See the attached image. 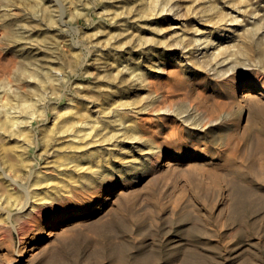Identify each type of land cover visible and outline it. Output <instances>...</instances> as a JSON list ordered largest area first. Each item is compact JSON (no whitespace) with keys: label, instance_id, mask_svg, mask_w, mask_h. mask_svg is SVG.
<instances>
[{"label":"rangeland","instance_id":"374dc122","mask_svg":"<svg viewBox=\"0 0 264 264\" xmlns=\"http://www.w3.org/2000/svg\"><path fill=\"white\" fill-rule=\"evenodd\" d=\"M260 47L264 0H0V88L37 99V165L73 153L63 121L118 131L74 150L106 160L102 185L1 221L0 264L51 245L62 264H264V96H241Z\"/></svg>","mask_w":264,"mask_h":264},{"label":"bare ground","instance_id":"6f19581e","mask_svg":"<svg viewBox=\"0 0 264 264\" xmlns=\"http://www.w3.org/2000/svg\"><path fill=\"white\" fill-rule=\"evenodd\" d=\"M216 17L224 19V14L218 12ZM247 47L249 48L247 45L246 48L234 49L233 51L230 49L229 52L234 57H237L248 51ZM258 52L264 58V48L262 50L260 47ZM37 70L36 68H28L25 71H28L29 76L35 77L38 74ZM247 85L248 87L241 92L242 97L247 96L254 89L258 91L257 94L264 96L263 75H256ZM2 95L5 97V104L2 105H5L6 109L4 114L0 115V223L1 221H4V223L10 221L13 215V208L17 209L14 215L23 217L36 209L37 206L47 202L61 200L71 202L78 194L93 190L105 182L101 166L103 162L106 163V160L101 158L100 154L95 151L74 154V150L81 148L84 139L89 137L97 127L100 130L108 129L102 134L104 136L103 140H115L116 133H118L115 124L104 118L93 119L90 122L86 121L81 124L82 127L78 129L79 132L74 134V123L63 121L59 128L56 129V133L58 132L59 136L60 134L65 135V137L72 136V140L68 144L73 148V153L69 156L60 157L56 162L57 164L53 166L55 171L49 172L47 169H41L37 165L38 163L28 155V152L34 148V143L36 142L33 141V137L30 134L32 129L30 121H35V117L41 119L43 117V114H31L37 107V99L27 97V95L19 91H12L10 88L4 87V85L0 88V97ZM46 139L47 143L53 139V136H48ZM5 169L12 171L13 174L10 175ZM14 182L17 183L18 189L12 187L11 184ZM14 227L19 232L25 228L15 224ZM39 230L40 234H43V227H40ZM47 234L52 236L51 233ZM68 238L67 241L61 238H58V240L61 242L60 244L70 245L73 239L71 237ZM25 245H22L18 250L19 258L15 259L14 262L12 261L13 263L23 260ZM62 250L59 245H51L49 249L43 248L37 251V255H45L44 263L46 264H62L66 262Z\"/></svg>","mask_w":264,"mask_h":264}]
</instances>
